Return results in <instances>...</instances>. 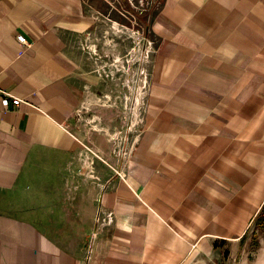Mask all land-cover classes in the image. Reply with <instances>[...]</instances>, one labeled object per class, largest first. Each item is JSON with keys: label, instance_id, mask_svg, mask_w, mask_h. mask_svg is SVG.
<instances>
[{"label": "crops", "instance_id": "1", "mask_svg": "<svg viewBox=\"0 0 264 264\" xmlns=\"http://www.w3.org/2000/svg\"><path fill=\"white\" fill-rule=\"evenodd\" d=\"M95 23L86 0H0V264H233L264 220V0H163L124 163L125 111L76 121L104 86Z\"/></svg>", "mask_w": 264, "mask_h": 264}, {"label": "rangeland", "instance_id": "2", "mask_svg": "<svg viewBox=\"0 0 264 264\" xmlns=\"http://www.w3.org/2000/svg\"><path fill=\"white\" fill-rule=\"evenodd\" d=\"M162 2L86 0L88 11L96 17V26L89 38L84 36L82 44L90 47L96 57L104 86L98 95L100 100L93 106L85 105L83 111L78 110L77 122L84 114L89 127L90 118L101 108L113 112L129 110L137 95L150 86L151 65L159 42L154 20ZM233 264H264V220L251 231Z\"/></svg>", "mask_w": 264, "mask_h": 264}, {"label": "built area", "instance_id": "3", "mask_svg": "<svg viewBox=\"0 0 264 264\" xmlns=\"http://www.w3.org/2000/svg\"><path fill=\"white\" fill-rule=\"evenodd\" d=\"M17 40L21 42L22 45H30V42L26 39L23 34H18ZM146 90L137 95V99L134 105L129 109H125V114L123 116V128L115 130L113 132L112 141L114 142V154L118 156L122 163L127 162L133 155L136 146L139 132L142 129V124L144 122V113L146 108ZM2 93L3 105L8 106L11 103L14 106H18L23 100L11 96L7 92ZM127 103L125 104L126 108ZM112 214H108V218H104L100 212L97 213L96 222L97 224H108L110 223Z\"/></svg>", "mask_w": 264, "mask_h": 264}]
</instances>
